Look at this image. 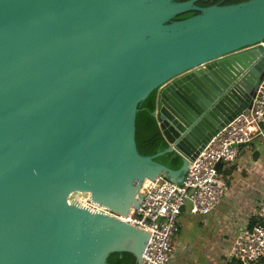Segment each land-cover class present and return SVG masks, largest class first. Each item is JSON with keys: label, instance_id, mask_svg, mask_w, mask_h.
Instances as JSON below:
<instances>
[{"label": "water", "instance_id": "95a60500", "mask_svg": "<svg viewBox=\"0 0 264 264\" xmlns=\"http://www.w3.org/2000/svg\"><path fill=\"white\" fill-rule=\"evenodd\" d=\"M200 1L0 0V264L124 251L143 264L149 234L119 216L156 177L181 182L264 77V0ZM153 90L168 147L142 155L138 105ZM173 150L178 170L155 160ZM79 191L119 216L76 204Z\"/></svg>", "mask_w": 264, "mask_h": 264}, {"label": "built area", "instance_id": "2783aa9c", "mask_svg": "<svg viewBox=\"0 0 264 264\" xmlns=\"http://www.w3.org/2000/svg\"><path fill=\"white\" fill-rule=\"evenodd\" d=\"M257 137L264 138V77L250 111L237 116L208 142L190 161L181 182L158 176L127 216L107 211L148 232L143 264H170L176 254L175 237L183 209L189 206L194 215L211 213L227 193V169ZM254 217L234 239L231 258L236 264H257L264 257V194Z\"/></svg>", "mask_w": 264, "mask_h": 264}, {"label": "crops", "instance_id": "0c3cea01", "mask_svg": "<svg viewBox=\"0 0 264 264\" xmlns=\"http://www.w3.org/2000/svg\"><path fill=\"white\" fill-rule=\"evenodd\" d=\"M255 144L263 146L264 138L257 137L244 147L236 163L227 169V193L211 213L194 215L189 206L183 209L179 233L188 228L192 236L177 240L179 233L176 235V254L170 264H230L233 261L234 239L255 219L264 194V156ZM257 264H264V257Z\"/></svg>", "mask_w": 264, "mask_h": 264}, {"label": "trees", "instance_id": "16d2710c", "mask_svg": "<svg viewBox=\"0 0 264 264\" xmlns=\"http://www.w3.org/2000/svg\"><path fill=\"white\" fill-rule=\"evenodd\" d=\"M243 1L247 0H201L198 2V5H230ZM195 14H197L195 11L186 12L175 17V20L185 19ZM156 104L157 90H153L148 97L138 105L136 117V143L137 148L142 155H155L168 147V142L160 129L156 117L153 115ZM155 160L174 170L180 169L184 161L183 156L175 150L158 155L155 157ZM107 264H139V261L136 255L132 252H113L109 255ZM230 264L236 263L235 261H232Z\"/></svg>", "mask_w": 264, "mask_h": 264}, {"label": "bare ground", "instance_id": "6f19581e", "mask_svg": "<svg viewBox=\"0 0 264 264\" xmlns=\"http://www.w3.org/2000/svg\"><path fill=\"white\" fill-rule=\"evenodd\" d=\"M89 195H90L89 192H81V191H79V192H75L73 195H71L70 198L76 204L81 205V206L86 207V208L91 209V210L106 211V212L110 210L108 207H105V206H103V205L91 200V197ZM83 198H88L89 201H91L95 205H98V206H100L102 208H99V207L96 208L95 206L92 205V203H90V204H87V203L86 204H82Z\"/></svg>", "mask_w": 264, "mask_h": 264}, {"label": "rangeland", "instance_id": "374dc122", "mask_svg": "<svg viewBox=\"0 0 264 264\" xmlns=\"http://www.w3.org/2000/svg\"><path fill=\"white\" fill-rule=\"evenodd\" d=\"M260 150H261V153L262 155L264 156V145L263 146H259L258 144H255ZM90 204L92 203L91 201L88 200V198H83V201H82V204ZM93 206H95L96 208L99 207V208H102L98 205H95L94 203H92ZM192 236V233L191 231L188 229V228H185L183 229L176 237L177 240H182V239H185V238H189Z\"/></svg>", "mask_w": 264, "mask_h": 264}]
</instances>
